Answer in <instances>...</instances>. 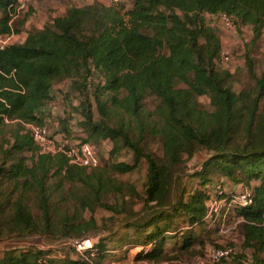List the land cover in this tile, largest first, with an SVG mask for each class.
Returning <instances> with one entry per match:
<instances>
[{
  "label": "trees",
  "instance_id": "16d2710c",
  "mask_svg": "<svg viewBox=\"0 0 264 264\" xmlns=\"http://www.w3.org/2000/svg\"><path fill=\"white\" fill-rule=\"evenodd\" d=\"M130 1L129 8L118 2L70 4L62 15L28 30L21 42L0 47V179L7 183L0 188V226L24 236L92 242L80 252L71 244L73 256L63 259L39 247H7L0 250V264H112L119 255L106 251L135 246L136 260L145 264L177 260L216 224L206 216L211 198L236 191L218 193L221 183L207 186L215 175L248 189L252 202L227 213L243 220L242 244L250 260L223 244L217 248L229 249L228 255L213 263L264 264V69L256 75L247 58L254 85L235 91L232 75L219 66V36L204 20L205 13L224 12L233 27L249 25L257 37L264 27V0ZM17 7V0H0V35L20 31ZM92 71L104 78L91 94L97 117L89 100L80 102L76 125L86 135L78 141L94 146L109 139L112 149L105 164L96 152L98 165L87 168L71 163L63 151L44 150L25 124L45 126L53 139L44 118L54 83L69 80V90L77 85L87 90ZM152 95L160 101L161 127H149L141 117L142 100ZM197 96L207 97L208 109L196 104ZM130 118L140 125L136 137L129 131ZM146 132L159 136L148 141L147 152L141 144ZM196 148L212 152L193 174L197 186L188 180L171 201L167 180L174 183L182 154ZM143 163L145 170L138 173ZM110 172L138 173L143 207L152 211L96 240L89 230L119 213L102 199L108 187L120 189ZM29 194L38 217L28 207ZM69 201L78 217L69 216L70 205L60 208Z\"/></svg>",
  "mask_w": 264,
  "mask_h": 264
},
{
  "label": "rangeland",
  "instance_id": "374dc122",
  "mask_svg": "<svg viewBox=\"0 0 264 264\" xmlns=\"http://www.w3.org/2000/svg\"><path fill=\"white\" fill-rule=\"evenodd\" d=\"M35 1V2H34ZM41 0H22V8L26 9L27 12L32 2L34 5L39 3ZM91 3H105L103 0H89ZM84 5L87 4L85 0H68L65 2L66 5ZM28 4V5H27ZM28 8V9H27ZM32 17H34L32 15ZM35 18V17H34ZM24 17L21 15L14 19L15 22H22ZM205 23L214 28L219 36V42L221 45L219 66L224 70L228 71L233 77L232 88L236 91L240 88L250 89L254 85V81L248 73V63L246 59H250V63L253 72L259 75L264 69V27L261 33L256 37L253 35L251 27L249 25H239L232 29L225 28L222 26L215 16L204 14ZM36 28L31 26L30 23L19 24L21 30L19 35H13L6 41L21 42L24 38L25 32ZM28 29V30H27ZM226 50L229 54V60H222V51ZM103 76L96 71H92V84L90 88L84 90L81 85H77L76 90H69V80H63L58 83H54L51 99L47 103L48 115L44 118V123L47 125L49 133L52 135L53 140L56 143H68V145H74L76 142L85 136V132L76 125L78 118L79 104L83 100L88 101L92 107L94 117H97L95 105L92 101L93 87L103 82ZM89 82V81H88ZM196 104L203 108L208 109V99L206 96H197L195 98ZM160 101L155 96H145L142 100V118L147 121V125L150 127L156 123L157 126L163 125V120L160 119L157 111V107ZM123 119L127 120L126 116ZM129 131L132 136L136 137L137 130L140 125L137 123L135 118L129 119ZM147 137L146 141L142 144L144 151H148V141L153 138H159L158 135L145 133ZM6 146V145H4ZM95 152L100 156L101 162L105 164V160L108 157L109 150L112 149V142L109 139L99 141L93 146ZM212 154L211 151L205 148H196L191 155L182 154L180 163L177 165L176 179L174 183L168 179L167 183L171 187V201H176L181 195V189L183 184L189 180L193 188H196L197 176H193L194 172L199 169L200 164ZM2 153L0 152V160ZM131 157H128L130 160ZM107 162V161H106ZM142 162H145L142 160ZM138 173L145 170L144 163L137 167ZM135 172L120 174L115 172L108 173V177L114 180V186H120L118 192L111 190L108 187L107 194L102 198L106 203L112 204L114 208L119 212L115 218L105 219L102 223L97 222V227L91 228L88 234H96L95 239L99 240L100 237L111 230H114L117 226L123 224L125 221L144 220L151 213L149 206H144L141 200L142 188L137 180V174ZM1 180V179H0ZM221 183L225 190H238L241 187L238 183H234L223 175H215L210 184ZM7 183L5 180H1L0 188H5ZM122 187V190H121ZM132 188V189H131ZM134 188L137 192L134 191ZM15 194L12 196L14 197ZM28 207L31 213L38 217L40 215L39 210L33 205L31 201V194L28 196ZM55 199L59 198V195L54 194ZM69 207V216H79L77 206L70 201L67 205L60 204V208L63 206ZM60 209H57V211ZM55 215V214H54ZM215 225H210L206 228L205 235L198 238L188 252L183 253V256L177 260L162 261L159 263H146V264H215L209 258V251L212 248H217L218 245L227 244L233 248V255L241 254L245 256V260H250V251L247 247L242 244V224L243 220L235 212L231 211L224 219L213 218ZM179 229L185 227L184 223H180ZM4 229V233H0V250L3 248H26L29 246L39 247L40 249L47 250L50 256H55L58 259L70 258L74 254V250L71 247L74 242L70 238L54 239L39 234L22 235L17 233H7L4 227L0 226V230ZM176 229L175 231L179 230ZM204 234V232H203ZM138 246L129 247L123 252L119 251H106L108 253H115L119 255L116 260L112 261V264H145L143 261H138L135 258L138 252Z\"/></svg>",
  "mask_w": 264,
  "mask_h": 264
},
{
  "label": "built area",
  "instance_id": "2783aa9c",
  "mask_svg": "<svg viewBox=\"0 0 264 264\" xmlns=\"http://www.w3.org/2000/svg\"><path fill=\"white\" fill-rule=\"evenodd\" d=\"M103 1L105 3H115L119 0ZM216 17L218 19V22L225 28H234L232 19L226 13L219 12ZM11 36L13 35H0V47H2V45L4 44H7L8 41L6 40ZM222 60H229V54L226 50L222 51ZM25 126L30 130L33 141L40 145L44 150L51 152L63 151L67 155L71 163L80 166H86L87 168H94L98 165L99 162L96 156V152L91 144L83 141H77L76 144L68 145V147L65 148L63 144H56L52 138H49V134L45 126L33 123L25 124ZM216 189H218V193L225 191L224 188L219 189V186H216ZM225 193L227 192L225 191ZM251 202V192L246 188H240L233 193H229L226 198H218L213 196L208 202L206 216L224 219L227 216L228 211L232 207H246L249 206ZM222 208L224 209L221 212ZM73 246L76 251L80 252L86 249H91L92 242L89 238H82L80 240L74 241ZM229 251L230 250L227 248H212L209 251V258L211 259V261L219 260L220 258L226 257Z\"/></svg>",
  "mask_w": 264,
  "mask_h": 264
},
{
  "label": "crops",
  "instance_id": "0c3cea01",
  "mask_svg": "<svg viewBox=\"0 0 264 264\" xmlns=\"http://www.w3.org/2000/svg\"><path fill=\"white\" fill-rule=\"evenodd\" d=\"M34 2H32L31 6L27 4L28 5L27 7L29 8L27 12L26 9L24 10L21 9L22 4H23L22 0H17V4H18V7L16 9L17 15L16 14L14 15V19H17V16L19 15H21V17L23 16L24 19L22 20L21 24L25 23L26 25H28V23H30L31 26L36 27L34 29H39L45 23L50 21L53 17L62 15L65 12L67 6L70 5V3L68 5L65 4V2H68V0H41L39 3H36L35 5H34ZM85 2L91 3V1L89 0H85ZM118 3L123 5L124 8H129L131 6L130 0H119ZM32 15L35 18L32 17ZM20 32L21 30L15 35L16 36L19 35ZM26 34H27V31L25 32L24 38Z\"/></svg>",
  "mask_w": 264,
  "mask_h": 264
}]
</instances>
